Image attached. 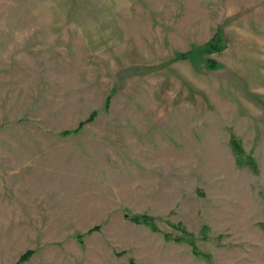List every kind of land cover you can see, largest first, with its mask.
I'll list each match as a JSON object with an SVG mask.
<instances>
[{
  "label": "rangeland",
  "instance_id": "rangeland-1",
  "mask_svg": "<svg viewBox=\"0 0 264 264\" xmlns=\"http://www.w3.org/2000/svg\"><path fill=\"white\" fill-rule=\"evenodd\" d=\"M183 227L264 264V0H0V264H203Z\"/></svg>",
  "mask_w": 264,
  "mask_h": 264
},
{
  "label": "trees",
  "instance_id": "trees-1",
  "mask_svg": "<svg viewBox=\"0 0 264 264\" xmlns=\"http://www.w3.org/2000/svg\"><path fill=\"white\" fill-rule=\"evenodd\" d=\"M225 47H226V43L224 42V40H223V38L219 32H217L216 35L214 37H212L206 44V49L208 52L220 51V50H223ZM183 55L187 56L186 54H183ZM208 64L212 68H216V67L220 66L219 63H217L216 61H214L212 59L208 60ZM95 115H96V111H93L90 114L89 118L81 121L79 123L78 127L74 131L79 130L86 122L93 120ZM72 132H73V130H64L61 133L62 134H70ZM231 144L233 145L234 149L236 150V152L238 154L236 160L240 166H243L246 164H248L250 166H255V162L253 161L252 157H250L248 155L245 156V152H244V149H243V146H242L240 140L237 139L236 136H234V135L231 136ZM127 218H129L130 220H132L136 223L146 224V225L152 227L154 230L157 229L154 218L152 216L146 214V213H143V214L129 213V214H127ZM175 227H178V226L175 225ZM99 229H100V226L96 225V226L90 228L88 230V232L90 233V232H93V231L99 230ZM182 229H183V233L179 236H174L173 239L176 241L186 242V243L190 244L193 248L194 253L202 260L203 264H214L213 256L210 253L203 252L196 245L195 234L191 231L184 229V227ZM166 235L168 237L172 236L170 234H166ZM203 238L209 242H212V243H217L219 241L218 237H212L210 235V230L207 227L204 228V230H203ZM34 252L35 251L33 249L27 250L26 252H24L20 256L19 260L14 264H19V263L29 259Z\"/></svg>",
  "mask_w": 264,
  "mask_h": 264
}]
</instances>
